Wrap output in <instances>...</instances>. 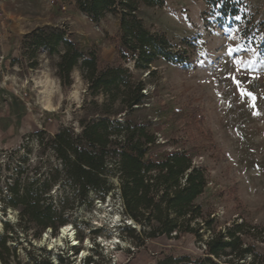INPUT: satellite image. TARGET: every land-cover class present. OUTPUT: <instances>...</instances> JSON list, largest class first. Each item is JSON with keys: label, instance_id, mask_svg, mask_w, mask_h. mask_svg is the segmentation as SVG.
Returning a JSON list of instances; mask_svg holds the SVG:
<instances>
[{"label": "rangeland", "instance_id": "obj_1", "mask_svg": "<svg viewBox=\"0 0 264 264\" xmlns=\"http://www.w3.org/2000/svg\"><path fill=\"white\" fill-rule=\"evenodd\" d=\"M220 2L216 11L207 0H165L163 8L142 6L139 17L146 28L165 34L173 53L181 54L185 63L173 65L160 59L139 70L135 67L138 54L122 46L120 15L109 14L96 24L78 10L75 0H0L4 34L0 43V238L12 237L7 243L10 255H4L9 264H34L33 258L45 264H87L89 258L94 264H159L171 256L199 259L207 257V243L216 234L238 227L244 230L243 246L253 252L236 264H264V0ZM226 2L233 4L236 14L219 11ZM39 29L66 32L83 51L98 55L101 68L123 67L134 82L145 84V108L138 115L152 122L156 134L150 157L189 150L193 165L206 170L208 185L196 203L204 219L212 222V231L203 226L201 239L194 235L149 239L140 224L134 235L126 232V225L108 228L105 223H110L112 212L127 217L121 211L117 178L110 179L109 196L102 200L92 193L91 207L83 205L71 213L67 224L76 231L77 250L68 237L50 248L62 228L56 235L47 230L39 239L32 237V230L19 228V211L4 210L1 202L3 177L15 175L24 157L31 166L23 164V169L30 176L38 172L45 179L52 168L61 170L55 153L39 145L37 133H44L45 142L65 128L80 133L81 122L94 117L87 109L93 98L79 68L71 75V86H63L59 77L58 55L40 53L38 68H30L34 61L24 56L21 42ZM49 96L53 110L45 108ZM59 187L50 194L55 201L72 198L71 190ZM99 203L110 215L102 225L97 223L103 215ZM114 234L122 244L108 252L101 240Z\"/></svg>", "mask_w": 264, "mask_h": 264}, {"label": "trees", "instance_id": "obj_2", "mask_svg": "<svg viewBox=\"0 0 264 264\" xmlns=\"http://www.w3.org/2000/svg\"><path fill=\"white\" fill-rule=\"evenodd\" d=\"M207 2L213 11L221 4L220 0ZM75 3L78 10L96 24L109 14L121 16L122 46L138 54L136 69H149L160 59L173 65L185 63L181 54L173 53L166 35L151 33L139 17L142 6L163 8L165 0H75ZM233 9V4L226 2L219 11L224 15L230 11L236 14ZM21 47L24 56L34 61L31 69L38 68L40 53L58 55V74L63 86L72 85L71 75L79 68L93 98L87 109L94 115L89 121L81 122L80 133L71 127L65 128L46 142L44 133H37L39 145L44 151L55 153L61 170L52 168L45 179L41 178L43 175L38 176V172L30 176L23 169V164L31 166L24 157L15 175L3 177L1 202L4 210L10 207L19 211L22 231L32 230V237L36 239L47 230L56 235L78 207L92 206L90 194L102 200L109 196L113 190L111 178H117L120 183L125 214L145 229L147 238L180 239L194 235L201 239L203 226L212 231V222L204 219L203 210L196 203L208 185L206 170L193 165L189 150L175 149L160 158L150 157L151 148L156 145V134L152 122L138 115L145 108L144 83L134 82L130 71L123 67L101 68L95 52L83 51L59 29L35 30L24 37ZM126 56V52H122V58ZM99 97L103 98L101 103ZM57 184L60 189L71 190L72 198L66 196L55 201L50 194ZM135 230L126 228L131 235ZM243 233L242 227L225 234L219 232L207 243L205 258L171 256L159 264H236L253 252L243 246L240 238ZM11 238H0L3 264H9L4 255H10L7 243ZM32 262L45 264L35 258ZM60 262L64 263L65 259L60 257ZM89 263H93L92 258L87 260Z\"/></svg>", "mask_w": 264, "mask_h": 264}, {"label": "bare ground", "instance_id": "obj_3", "mask_svg": "<svg viewBox=\"0 0 264 264\" xmlns=\"http://www.w3.org/2000/svg\"><path fill=\"white\" fill-rule=\"evenodd\" d=\"M78 96V92L75 93V97L77 98ZM46 103H45V108L47 110H53V105H52V99H51V96H49L47 99H46ZM109 201H111V199L109 198ZM122 201V200H121ZM101 203H99L98 205H100ZM105 203H103L104 205ZM98 208L100 209H103V215L100 217L99 220H97L98 224L99 225H102V223H104V221L106 220V218L108 216H110L109 214L107 215V212L108 210L106 208H104V206L100 205V206H97ZM100 214V213H99ZM112 216H110V223L106 221V226L108 228H111V229H115L117 228L119 225H122V223H125L126 221L128 222V224H134L135 227H138V224L133 221L131 218L129 217H122L121 214H119L118 212H112L111 213ZM96 222V221H95ZM75 232L74 231V228L71 224H66L65 226H62V230L59 232V235L57 237V239L55 241H52L49 246L50 248H57L58 247V243L62 242L65 238H70L74 243L72 245H77V243H75L76 239H75ZM49 239V233H46L45 235V240H48ZM53 239H55V237H53ZM101 242L104 244L106 250L108 252H110L111 250L112 251H115L117 250V247L119 245H121L122 241L120 242V240L118 239V235L117 234H114L112 238L110 239H102ZM90 247V246H89Z\"/></svg>", "mask_w": 264, "mask_h": 264}, {"label": "built area", "instance_id": "obj_4", "mask_svg": "<svg viewBox=\"0 0 264 264\" xmlns=\"http://www.w3.org/2000/svg\"><path fill=\"white\" fill-rule=\"evenodd\" d=\"M3 39H4V34H3V27H2V24H1V22H0V43H2L3 42ZM123 210H124V208H121V211L123 212ZM124 224H128V222L126 221ZM128 225H130V224H128ZM62 230V229H61ZM49 232H51L50 230H48ZM46 235V234H45ZM71 247H72V249H78V247H79V244H77V245H71ZM88 260V259H87ZM85 264H86V262H85ZM89 264H94V263H89Z\"/></svg>", "mask_w": 264, "mask_h": 264}, {"label": "water", "instance_id": "obj_5", "mask_svg": "<svg viewBox=\"0 0 264 264\" xmlns=\"http://www.w3.org/2000/svg\"><path fill=\"white\" fill-rule=\"evenodd\" d=\"M120 199H121V193H120ZM122 200V199H121ZM122 202V206H123V208H124V204H123V201H121ZM130 225H132L133 227H134V229H137V227H135V225L134 224H130Z\"/></svg>", "mask_w": 264, "mask_h": 264}, {"label": "snow or ice", "instance_id": "obj_6", "mask_svg": "<svg viewBox=\"0 0 264 264\" xmlns=\"http://www.w3.org/2000/svg\"><path fill=\"white\" fill-rule=\"evenodd\" d=\"M249 95H251V94L249 93Z\"/></svg>", "mask_w": 264, "mask_h": 264}]
</instances>
